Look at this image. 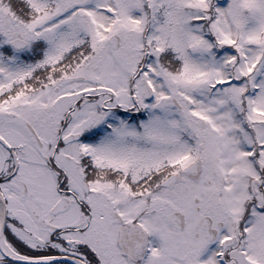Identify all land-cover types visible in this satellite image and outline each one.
<instances>
[{
	"label": "snow or ice",
	"instance_id": "obj_1",
	"mask_svg": "<svg viewBox=\"0 0 264 264\" xmlns=\"http://www.w3.org/2000/svg\"><path fill=\"white\" fill-rule=\"evenodd\" d=\"M0 264H264V0H0Z\"/></svg>",
	"mask_w": 264,
	"mask_h": 264
}]
</instances>
